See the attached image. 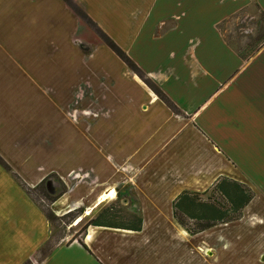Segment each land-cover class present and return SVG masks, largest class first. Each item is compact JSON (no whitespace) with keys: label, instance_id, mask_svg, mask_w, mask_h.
Segmentation results:
<instances>
[{"label":"crops","instance_id":"1","mask_svg":"<svg viewBox=\"0 0 264 264\" xmlns=\"http://www.w3.org/2000/svg\"><path fill=\"white\" fill-rule=\"evenodd\" d=\"M147 2L88 3L107 36L180 113L107 45L87 60L74 42L79 22L62 0H0V158L12 169L0 164V264H264V47L243 60L220 31V44L212 47L204 34L182 30L177 0L157 22L159 36H152L141 23L155 9L135 13ZM95 3L100 10H115L112 21L94 12ZM251 3L264 11V0H247L244 7ZM63 18L74 20L67 43L83 61L71 62L69 53L55 47ZM120 20L129 29V46L120 38ZM167 21L171 31H165ZM147 36L175 42L162 56L164 47L151 45ZM12 38L14 51L8 46ZM97 54L100 62L93 60ZM78 99L77 120L54 108L67 100L74 109ZM45 102L51 110L41 115ZM13 173L33 189L50 178L64 185L67 192L50 206L57 216L77 209L85 214L115 190L116 198L107 204H122L139 220L91 226L81 238L66 234L40 257L54 227ZM230 181L254 192L242 217L190 234L175 208L215 220L206 199ZM186 192L198 193L200 200L182 198Z\"/></svg>","mask_w":264,"mask_h":264},{"label":"rangeland","instance_id":"2","mask_svg":"<svg viewBox=\"0 0 264 264\" xmlns=\"http://www.w3.org/2000/svg\"><path fill=\"white\" fill-rule=\"evenodd\" d=\"M128 1H130V3L133 2V0H128ZM139 1L142 2V0ZM172 1L175 0H148L147 7H145L143 3L136 6L135 13L138 14L144 13L145 8H147L148 13L150 11V8L155 9L154 13H152L151 15L152 17L148 21H143L141 23L142 25L145 24V27L143 29L144 32L151 31L152 36L155 34V32H157V35L159 36L160 29L158 28L156 30L157 22L160 20V18L163 15H165L167 12L171 10L169 5L171 4ZM177 1L182 2L181 4L179 2L177 3V10H176L179 14L182 13V15L184 16V23L182 30L204 34L205 37H207L208 40L210 41L209 44L212 47L217 46L218 43L220 44L219 40L217 41V39L219 37L218 34L221 32L226 42L230 44V46H232L236 51L243 50L245 53H248L249 49H247V45L253 42L256 39V37H259L260 34H263L264 36V22L262 24L263 28L261 32H259V28H258V22L263 21V19L261 15V8H259L256 5V3H251L250 5L244 7L246 5L247 0H177ZM70 2H71L70 5H67L65 2L64 5H66V7L70 9L72 14L77 18L79 22L78 30L76 34H74V42L82 50L83 54L86 56V59L89 60L90 55L94 53L95 50H97V48L106 45L105 38L107 36V33L102 29L99 23L91 15L93 14V9L90 8L89 6L88 2H90V0H70ZM93 7H94V12L96 10L97 13L101 15L102 20L106 19L105 20L106 23L112 21V15L115 13V10H112L111 8L108 10H106L105 8H103V10H100V8L96 7V3ZM242 7L244 8L240 10ZM131 8H132L131 6L126 4V9L128 11H130ZM54 10L58 11L57 8H54ZM135 18L137 19L138 16L136 15ZM139 18H143V17H139ZM73 21L74 20L72 18L62 19V23H63L62 27L64 28V31L63 33L58 35V37L55 38L54 42H56V45L58 46H55V44L54 46L64 49V51L67 52V54L69 53L71 62H78V61H83V59L79 58V56L74 54L73 51L71 50V47L67 43L68 29L72 26ZM121 21L123 20L117 21L119 22V29L120 31H122V33L120 34V38H122L123 36L125 46H127L128 37L126 33L129 32V29L124 28ZM167 22H168L167 24L168 28L165 29V31H168L171 26V22L170 21ZM134 25H136L138 28H140L141 31H143L138 21H135ZM116 34H118V31H116ZM148 39H151L150 42L151 45H155V47L158 46L164 47V52L162 56L165 55L167 47L171 45L173 46L174 45L173 43L175 42V38H167L166 36L162 40V43H160L159 39L154 40L150 36L146 37V40ZM9 40L11 42L10 44H8V46L12 47L13 48L12 50L14 51L15 50L14 47H16L17 42H15L14 38ZM153 41H155L156 43H152ZM45 42L51 43V40ZM135 50H136V54L138 55L137 56L138 59L143 60L141 51L138 53L137 52L138 48H135ZM102 54H97L96 58L93 60L100 62L102 59ZM263 60H264V56H262L261 61ZM134 61L138 65H140L135 59ZM46 87L49 88L50 85L45 83L44 88ZM79 99L75 101L78 107L76 106L74 109H73L74 106L67 107L68 104L67 100L64 102L61 101V102L53 103L54 108L59 111L68 110L71 113L72 119L77 120L80 117L79 110L80 107L82 106V105H78L80 104ZM45 105L47 107L44 110H42L41 105L39 107L40 113H42L41 115H43V111L46 112L51 110L49 109L51 107V104L45 102ZM48 182L49 184H54V187L52 186L54 190H52L51 185L49 186L48 184V190H49L48 192H50L51 196L60 195V192L63 190V187L58 183L57 179L50 178ZM228 190L229 193H227L228 196L227 201L230 199L232 203H235L236 210L234 212L236 214V211H238L239 209L238 206L246 200L249 193L245 192L244 190H239L236 186H231L229 187ZM35 196L39 200V203L42 206H44L45 208L49 207V202L47 200L43 201L39 193H36ZM128 199L130 200L131 204L132 202H134L132 194H129ZM217 200L221 201V198L218 199L217 197ZM114 204L109 203V204H105L104 206H101L98 210L93 211V215L90 217H85L83 215L82 221L80 222L81 224L79 223V225H75L77 219L74 222H72L70 218H65L63 220L56 221L54 223L53 241L60 242L61 238L66 236V234H69L71 238H81L84 235V233L87 232L88 228L91 227V226H87L88 223L91 220L98 217L100 218L103 217V221H105V223L115 224V225L118 224L124 225L129 223L134 224L137 222L138 220L137 214H135L133 210H126L125 206L122 204H115V205ZM229 204L231 203L229 202ZM94 208L89 210L91 211ZM234 212H231V215H234L233 214ZM43 255H44L43 253H40V257H42Z\"/></svg>","mask_w":264,"mask_h":264},{"label":"trees","instance_id":"3","mask_svg":"<svg viewBox=\"0 0 264 264\" xmlns=\"http://www.w3.org/2000/svg\"><path fill=\"white\" fill-rule=\"evenodd\" d=\"M62 1L65 2L67 5H70V3H71L70 0H62ZM257 6L259 7L258 4H257ZM261 15H262L263 21L258 22L259 32H261V30L263 28L262 24L264 22V11H262V10H261ZM105 39H106L105 44L126 64V66L131 71L136 73L141 79H143L145 81V83L158 96V98L160 100H162L175 113H180V110L178 109V107L166 95V93L161 89V87L157 83H155L153 80L147 79L146 75L142 71V69L132 60V58H130L128 56V54L125 51H123L108 36H106ZM263 47H264V36H263V34H260L259 37H256V39L253 42H251L247 45V49H249L248 53H245L243 50L242 51L239 50V51H237V53L243 60H249L257 52H259ZM0 164L4 168H6L8 171H12V169L4 162V160L2 158H0ZM13 175H14L15 179L20 183L22 188L25 190V192L30 196V198L33 201H35L38 205H40V207L44 211L46 217L48 218V220L50 221V223L52 224L53 227H54V223L56 221L63 220L65 218H70L71 221L74 222L76 219H78L84 215L83 209L74 210V211L69 212L68 214H66L62 217L57 216L51 210V208H50L51 204H53L56 200H58L63 194H65L67 192V189L64 185H62L63 190L60 192V195L51 196L50 192H48L49 191L48 190L49 179L43 181L38 187L33 189V188H30L28 185H26V183H24L18 175L14 174V173H13ZM231 186H236L239 190H244L245 192L249 193L246 200L238 206L239 209H238V211H236V214L234 212L236 210L235 203H232L230 201V199L227 201V198H228L227 193H229L228 189ZM36 193H39L41 195V198L43 201L47 200L49 202V207L45 208L44 206H42L39 203V200L35 196ZM187 196H193L192 197L193 200H200V198L198 197V193L192 194V193L186 192V193H183L181 195L182 198L185 197L184 199L189 198ZM217 197H218V199L221 198V201L217 200ZM253 197H254V192L249 187H247L246 185L239 184V183L234 182V181H230L228 183L225 182L224 184L223 183L218 184L216 187H214L212 189L210 195L206 199V202L211 204V206L214 208V215L213 216L215 217V220L205 221L201 217H195V215H193V214H189V215L185 216V215L179 213V211L177 210V207L175 208V217L188 230V232L190 234H197V233H200V232H202L208 228H211L212 226L216 225L217 223L232 222V221L239 220L242 217V212H243L244 208L250 203V201L253 199ZM229 202L231 204H229ZM231 212H234L233 213L234 215H231ZM190 223L193 224V226H191ZM111 225H114V224L105 223V221H103V217L102 218L98 217V218L91 220L87 226H111ZM58 243H59V241L54 242L53 238H52V240H50L46 244V246L42 249L41 253L44 254L43 256L50 253ZM26 264H31V262H27Z\"/></svg>","mask_w":264,"mask_h":264},{"label":"bare ground","instance_id":"4","mask_svg":"<svg viewBox=\"0 0 264 264\" xmlns=\"http://www.w3.org/2000/svg\"><path fill=\"white\" fill-rule=\"evenodd\" d=\"M116 198V192L115 190L105 193L102 195L99 203L97 204V206L93 209V210H87V212L84 214L85 217H90L93 215V211H95V209L97 207H101L104 206L105 204H107L109 201H113ZM86 219V218H85ZM82 221V217L78 218L77 221L75 222V225H79V223ZM81 224V223H80Z\"/></svg>","mask_w":264,"mask_h":264}]
</instances>
